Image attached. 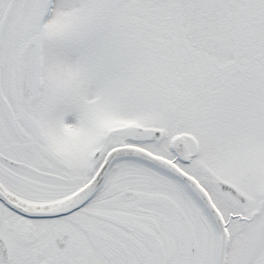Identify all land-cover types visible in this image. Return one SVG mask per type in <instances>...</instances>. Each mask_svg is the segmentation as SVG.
<instances>
[{
    "label": "snow or ice",
    "instance_id": "snow-or-ice-1",
    "mask_svg": "<svg viewBox=\"0 0 264 264\" xmlns=\"http://www.w3.org/2000/svg\"><path fill=\"white\" fill-rule=\"evenodd\" d=\"M0 264H264V0H0Z\"/></svg>",
    "mask_w": 264,
    "mask_h": 264
}]
</instances>
